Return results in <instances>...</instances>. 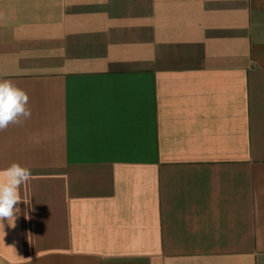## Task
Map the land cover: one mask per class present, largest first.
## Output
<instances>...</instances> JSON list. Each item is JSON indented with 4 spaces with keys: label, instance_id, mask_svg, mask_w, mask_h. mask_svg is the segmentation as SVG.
I'll list each match as a JSON object with an SVG mask.
<instances>
[{
    "label": "crops",
    "instance_id": "crops-1",
    "mask_svg": "<svg viewBox=\"0 0 264 264\" xmlns=\"http://www.w3.org/2000/svg\"><path fill=\"white\" fill-rule=\"evenodd\" d=\"M0 80V264H264V0H0Z\"/></svg>",
    "mask_w": 264,
    "mask_h": 264
},
{
    "label": "clouds",
    "instance_id": "clouds-1",
    "mask_svg": "<svg viewBox=\"0 0 264 264\" xmlns=\"http://www.w3.org/2000/svg\"><path fill=\"white\" fill-rule=\"evenodd\" d=\"M28 101L29 96L23 89L9 80H0V131L6 130L9 125H20L31 117ZM32 175L29 168L18 163L0 170V229L3 231L5 220L10 227H15L20 212L17 205L21 200L26 204L29 202L21 197L20 188ZM27 218L29 217L26 216Z\"/></svg>",
    "mask_w": 264,
    "mask_h": 264
}]
</instances>
